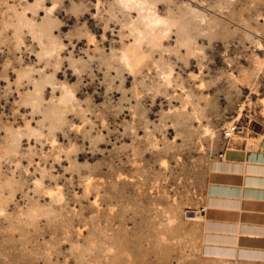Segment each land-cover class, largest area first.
Listing matches in <instances>:
<instances>
[{
    "label": "rangeland",
    "instance_id": "rangeland-1",
    "mask_svg": "<svg viewBox=\"0 0 264 264\" xmlns=\"http://www.w3.org/2000/svg\"><path fill=\"white\" fill-rule=\"evenodd\" d=\"M263 142L264 0H0V264H264L189 219Z\"/></svg>",
    "mask_w": 264,
    "mask_h": 264
},
{
    "label": "crops",
    "instance_id": "crops-1",
    "mask_svg": "<svg viewBox=\"0 0 264 264\" xmlns=\"http://www.w3.org/2000/svg\"><path fill=\"white\" fill-rule=\"evenodd\" d=\"M260 147L227 148L211 165L201 207L209 255L264 259V142Z\"/></svg>",
    "mask_w": 264,
    "mask_h": 264
},
{
    "label": "built area",
    "instance_id": "built-area-1",
    "mask_svg": "<svg viewBox=\"0 0 264 264\" xmlns=\"http://www.w3.org/2000/svg\"><path fill=\"white\" fill-rule=\"evenodd\" d=\"M238 131H239V130H238L236 127H231L230 129L224 131V133H223L224 139H225L226 141H230L231 137H232L233 135H235V133H238ZM222 157H223V153H220V154L218 155V158L221 159ZM198 213H199V214H203V213H204V208L200 209Z\"/></svg>",
    "mask_w": 264,
    "mask_h": 264
},
{
    "label": "bare ground",
    "instance_id": "bare-ground-1",
    "mask_svg": "<svg viewBox=\"0 0 264 264\" xmlns=\"http://www.w3.org/2000/svg\"><path fill=\"white\" fill-rule=\"evenodd\" d=\"M126 2H130V1H132V0H125ZM238 130H240V128H238V127H236ZM199 213H197V212H191L190 213V218L189 219H191V220H196V219H198L200 216L198 215ZM201 217H203V216H201Z\"/></svg>",
    "mask_w": 264,
    "mask_h": 264
}]
</instances>
